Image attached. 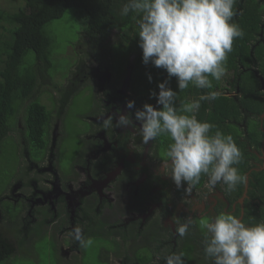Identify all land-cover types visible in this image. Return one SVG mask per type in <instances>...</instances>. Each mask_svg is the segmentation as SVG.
Returning a JSON list of instances; mask_svg holds the SVG:
<instances>
[{
	"label": "flooded vegetation",
	"instance_id": "af4514ba",
	"mask_svg": "<svg viewBox=\"0 0 264 264\" xmlns=\"http://www.w3.org/2000/svg\"><path fill=\"white\" fill-rule=\"evenodd\" d=\"M257 4V30L245 41L246 47L239 46L243 53L233 60V67L226 64L227 73L219 86L205 92L216 91L218 98L231 100L237 108L238 117L225 122L237 127L235 142L238 147L245 144L249 155L242 194L233 195L236 189L229 191L223 183L209 187L205 175L204 182L187 196V184L178 189L163 174L162 160L172 141L160 136L165 139L157 137L145 145L134 114L145 104L161 107L152 93L158 95L160 83L167 82L171 88L167 72L155 77L159 80L151 82L149 93L142 95L137 86L147 81L134 79L137 55L130 53L120 64L111 57H100L93 53L94 43L82 29L64 76H37L35 88L3 142L1 155L13 143L20 158L9 175L0 173V242L7 247L2 251L10 253L3 264H41V246H46L57 264H166V257L179 252L184 253V264L187 259L188 264H213L205 257L206 232L200 220L221 212H232L244 220L250 174L264 170V0ZM244 9H235L233 20L238 24ZM105 45H124L120 32L111 33ZM248 80L257 82L254 89ZM244 83L249 86L247 96L257 99L262 114L242 104ZM201 90L193 89L186 99H198L204 95ZM37 101L49 114L40 137L42 146L34 144L26 112ZM128 101H135L134 108H127ZM206 103L209 107L204 112L201 102L197 118L212 124L214 135L222 130L208 118L214 100ZM118 110L125 115L131 112L137 126L104 128L103 120L116 116ZM12 134L17 135V143ZM65 152L71 163L67 170L60 165ZM174 217L180 223L193 221L183 238L175 232ZM76 226L86 239H92L90 247H81L69 235ZM187 246L193 247L190 257Z\"/></svg>",
	"mask_w": 264,
	"mask_h": 264
},
{
	"label": "clouds",
	"instance_id": "9594fccd",
	"mask_svg": "<svg viewBox=\"0 0 264 264\" xmlns=\"http://www.w3.org/2000/svg\"><path fill=\"white\" fill-rule=\"evenodd\" d=\"M236 0H127L122 14L134 12L139 15L138 37L145 65L151 63L175 77L179 91L189 84L199 89H212V80L220 81L227 73V58L233 42L244 35L236 15ZM151 81V77H149ZM159 93L155 107L145 104L135 111L142 141L145 145L157 137L167 136L172 141L163 159V174L170 177L178 189L191 196L193 188L202 175L208 176V186L214 188L223 183L234 190L238 183L246 180L234 165L241 162L242 153L231 135L216 131L207 121L197 118L202 101L215 100L219 93L210 91L176 107L177 91L158 85ZM135 101H128L132 109ZM118 117V119H117ZM115 121V123H114ZM133 114L125 115L119 110L116 116L108 115L103 127L134 128ZM176 234L183 238L193 221L173 218ZM201 229L205 230L204 253L213 264H264V222L249 226L240 215L221 212L213 218H202ZM73 236L83 248L90 247L91 238H85L80 226ZM184 253H172L166 264H184Z\"/></svg>",
	"mask_w": 264,
	"mask_h": 264
},
{
	"label": "trees",
	"instance_id": "16d2710c",
	"mask_svg": "<svg viewBox=\"0 0 264 264\" xmlns=\"http://www.w3.org/2000/svg\"><path fill=\"white\" fill-rule=\"evenodd\" d=\"M127 0H0V152L3 142H6L11 124L20 111L23 103L28 99L30 92L35 88L37 76L47 74L53 78L55 63L52 60L53 40L48 33V27L55 21L61 20L69 10H75L81 14L83 21V32L94 43V54L100 57H111L117 63L129 56L130 53L137 55L134 63V79L140 81L144 79L147 84L138 85L139 93H149L150 83L156 82L157 78L162 77L165 70L156 68L149 63H143L142 49L139 47L138 19L139 15L134 12L122 14V8ZM244 7L245 13L240 17L239 26L244 35L233 42L232 51L228 54L227 65L233 67V60L242 55L239 46L246 47L245 41L249 40L260 24L259 6L257 0H236L234 10L237 7ZM251 7H254L251 9ZM114 31H119L124 41V45L108 47L105 45L107 38ZM93 48V47H92ZM226 65V66H227ZM264 70V69H263ZM56 76V75H55ZM154 76V78H153ZM148 77V78H147ZM151 77V81L149 80ZM155 79V80H154ZM171 89L177 91L176 107L180 109L183 104L188 103L186 95L193 89H197L192 84L184 91H179L178 82L175 77L169 78ZM220 81L212 80L213 88L219 86ZM248 85L254 89L257 82L247 81ZM246 83L242 84L241 89L244 98L242 104H248L256 115L263 113V108L256 98L247 96L249 89ZM207 89L201 92L205 95ZM199 95V91H193ZM180 100V101H179ZM213 109L208 114L209 121L214 123L221 132L227 136L237 129L235 125L226 124L225 121L237 118V108L235 103L226 98H216L212 103ZM27 116L30 122L29 131L35 145L42 146L44 141L40 137L45 132L49 114L38 101L28 106ZM209 107L203 101L202 109L204 112ZM258 127V124L255 128ZM261 133V132H260ZM259 133V134H260ZM262 135V134H261ZM165 139L159 137V140ZM238 140V139H237ZM242 153L241 162L238 167L241 175L245 176L248 172V158L246 145L239 143ZM249 177L250 191L245 201L244 222L249 226L264 222V170L253 171ZM205 175L201 176L199 185L204 182ZM245 182V181H244ZM244 182L238 183L233 195H241ZM2 248L6 245L0 242V264H3L10 253L3 252ZM193 247L187 246L188 256H191ZM190 259H187V264Z\"/></svg>",
	"mask_w": 264,
	"mask_h": 264
},
{
	"label": "rangeland",
	"instance_id": "374dc122",
	"mask_svg": "<svg viewBox=\"0 0 264 264\" xmlns=\"http://www.w3.org/2000/svg\"><path fill=\"white\" fill-rule=\"evenodd\" d=\"M81 14L75 10H69L61 20L55 21L48 27V33L53 40L52 45V60L55 63L53 75L58 78L64 76L67 71L68 61L70 56H75L73 45L81 38L79 35L84 28ZM14 141L17 143V135L12 134ZM19 140V139H18ZM6 152L0 154V173L3 172L4 177L15 170L20 162L17 155V149L13 143L5 146ZM70 155L65 152L60 165L63 170L71 169ZM23 157V154H22ZM22 162V161H21ZM50 252L46 250V246H41L39 257L42 260L41 264H57L56 260L49 257ZM30 264V263H29Z\"/></svg>",
	"mask_w": 264,
	"mask_h": 264
}]
</instances>
